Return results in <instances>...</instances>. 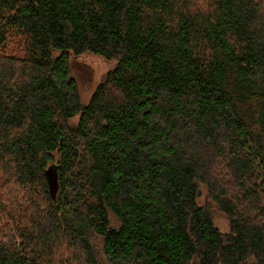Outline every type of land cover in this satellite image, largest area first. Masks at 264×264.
<instances>
[{"label":"trees","instance_id":"obj_1","mask_svg":"<svg viewBox=\"0 0 264 264\" xmlns=\"http://www.w3.org/2000/svg\"><path fill=\"white\" fill-rule=\"evenodd\" d=\"M0 178V264H264L261 3L0 0Z\"/></svg>","mask_w":264,"mask_h":264},{"label":"rangeland","instance_id":"obj_2","mask_svg":"<svg viewBox=\"0 0 264 264\" xmlns=\"http://www.w3.org/2000/svg\"><path fill=\"white\" fill-rule=\"evenodd\" d=\"M264 8V0H257ZM115 61H107L104 58L94 54H85L79 58H71L70 70L71 76L76 80L81 100L83 104H88L97 87L105 80L107 74L115 67ZM77 122V119L74 121ZM2 180L0 178V184ZM200 206L211 205V200L208 198L207 189L201 187V197L198 200ZM212 207H214L212 205ZM215 208V207H214ZM215 225L222 233H229L230 225L228 218L215 210L214 213ZM111 226L118 227L119 222L111 215ZM92 244L98 248V251L103 256V239L93 236ZM70 252V251H69Z\"/></svg>","mask_w":264,"mask_h":264},{"label":"bare ground","instance_id":"obj_3","mask_svg":"<svg viewBox=\"0 0 264 264\" xmlns=\"http://www.w3.org/2000/svg\"><path fill=\"white\" fill-rule=\"evenodd\" d=\"M71 68V67H70Z\"/></svg>","mask_w":264,"mask_h":264}]
</instances>
